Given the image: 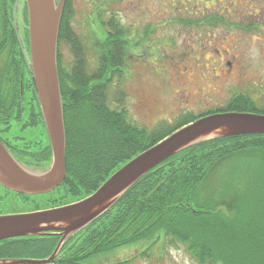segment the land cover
I'll use <instances>...</instances> for the list:
<instances>
[{
  "label": "trees",
  "instance_id": "trees-1",
  "mask_svg": "<svg viewBox=\"0 0 264 264\" xmlns=\"http://www.w3.org/2000/svg\"><path fill=\"white\" fill-rule=\"evenodd\" d=\"M102 17L101 12L103 36L94 45L98 67L90 73L83 44L70 25V0H66L59 30L58 73L67 175L57 187L59 197H54L53 203L92 193L118 167L202 116L220 111L256 112L253 101L242 95L233 98L224 110L195 117L183 115L175 126L148 131L133 125L127 117L125 92L112 87L125 74L130 45L120 22L115 17L109 21ZM62 41L71 47L72 66L62 63ZM18 44L14 26L3 28L0 63L5 64L0 66V116L14 115L17 107L20 115L30 86L38 105V112L31 114L40 116L43 122L32 78L28 85L24 76L26 59ZM237 153L242 157L230 162L216 184L207 185L211 170ZM19 158L32 165L48 164L50 145ZM221 206H234L236 213L229 217ZM60 239L58 235L7 239L0 242V259L43 258ZM139 243H147L141 252L146 257L152 256L155 246L167 243L183 244L199 264H264V134L217 138L176 153L68 239L56 264H99L95 261L98 256Z\"/></svg>",
  "mask_w": 264,
  "mask_h": 264
},
{
  "label": "rangeland",
  "instance_id": "rangeland-1",
  "mask_svg": "<svg viewBox=\"0 0 264 264\" xmlns=\"http://www.w3.org/2000/svg\"><path fill=\"white\" fill-rule=\"evenodd\" d=\"M70 7V25L83 44L90 73L98 67L94 45L97 46L98 39L103 36L99 13L102 12L105 21L115 17L124 28L130 45L127 65L124 76L112 87L125 92L127 117L138 128L152 131L175 126L183 115L195 117L224 110L233 98L242 95L253 101L256 112L264 113V0H70ZM9 25L14 26L18 46L26 59L24 76L27 82L31 76L26 0H0V41L3 28ZM134 35L139 46L131 44ZM59 50L62 63L72 66L70 45L62 41ZM141 50L147 51L146 55L140 54ZM2 63L5 61H1L0 66ZM18 109L10 116L11 120H3L6 116H0V131L9 132L10 141L30 153L44 149L42 144L47 140V132L44 121H41L43 124L37 122L40 116L31 114L38 112L32 87L26 89L20 115ZM231 157L211 170L207 185L216 184L230 162L238 160L242 153ZM21 196L18 192L5 193L0 189V207L31 211L61 202L53 203L54 197H59L56 189L29 195L24 201ZM80 199H66L59 204ZM221 207L229 217L236 213L234 206ZM140 244L147 246V243H139L117 248L98 256L95 261L102 264L130 260L138 255L137 248H145ZM47 257L49 255L43 258ZM134 261V264H199L183 244L167 243L155 246L151 257L142 255Z\"/></svg>",
  "mask_w": 264,
  "mask_h": 264
},
{
  "label": "water",
  "instance_id": "water-1",
  "mask_svg": "<svg viewBox=\"0 0 264 264\" xmlns=\"http://www.w3.org/2000/svg\"><path fill=\"white\" fill-rule=\"evenodd\" d=\"M31 75L49 135L52 160L47 169L16 159L0 139V184L24 194L56 189L66 177V129L58 74V40L66 0H26ZM264 134V114L218 112L203 116L144 150L89 196L59 207L0 215V242L26 236H61L46 259H0V264L54 261L72 236L108 211L130 187L160 163L193 145L223 137Z\"/></svg>",
  "mask_w": 264,
  "mask_h": 264
},
{
  "label": "flooded vegetation",
  "instance_id": "flooded-vegetation-1",
  "mask_svg": "<svg viewBox=\"0 0 264 264\" xmlns=\"http://www.w3.org/2000/svg\"><path fill=\"white\" fill-rule=\"evenodd\" d=\"M134 37L135 38H133V40H132V43L131 44H133V46H139V45H137V39H136V36L134 35ZM140 52V54L143 52L145 55H146V53H147V51H143V50H141V51H139ZM228 65L230 66V67H233V64H232V62H229L228 63ZM3 120H6V121H8V120H11V118L10 117H4V118H2ZM37 122H39V123H41V124H43L41 121H37ZM28 127V126H27ZM33 127H35V126H33ZM45 129H46V127H45ZM47 132V131H46ZM0 138L2 139V141L5 143V145L7 146V148L10 150V152L16 157V158H18L19 160H21L19 157H22V155L23 156H27V153L29 152V150H27V149H24V148H20L19 147V145L18 144H16V143H13L12 141H10L11 139L9 138V132H4V131H0ZM46 138H47V140H46V142L45 143H43L42 144V146H44V148H46L47 147V145L49 144V138H48V134H46ZM28 151V152H27ZM20 155V156H19ZM23 161V160H22ZM40 165H44L45 164V166L46 165H49L50 163H46V162H42V163H39ZM0 189L3 191V192H5V193H7L8 191H10L9 189H7V188H5L4 186H2L1 184H0ZM56 206H58V205H52V206H48V208H54V207H56ZM1 208V207H0ZM39 208H36V210H38ZM30 210H26V209H24V208H20V209H16V210H5V209H0V215H4V214H9V213H20V212H29ZM32 211V210H31ZM35 211V210H34ZM142 247H145V248H147V246H142ZM121 248V247H120ZM145 248L144 249H139V248H137L136 250H139V253H138V255H136L135 254V256L132 258V259H130L129 261H127V262H132L133 264H134V260L136 259V258H138V257H142V254H141V252H143L144 250H145ZM126 250V249H125ZM149 258V257H148ZM122 261V260H121ZM123 261H125V260H123ZM108 262H113V261H108Z\"/></svg>",
  "mask_w": 264,
  "mask_h": 264
},
{
  "label": "bare ground",
  "instance_id": "bare-ground-1",
  "mask_svg": "<svg viewBox=\"0 0 264 264\" xmlns=\"http://www.w3.org/2000/svg\"><path fill=\"white\" fill-rule=\"evenodd\" d=\"M22 197V200L21 201H24L25 199H28V198H30V196H28V195H24V196H21ZM76 235V234H75ZM58 244V243H57ZM57 246V245H56ZM62 248H63V246H62Z\"/></svg>",
  "mask_w": 264,
  "mask_h": 264
},
{
  "label": "built area",
  "instance_id": "built-area-1",
  "mask_svg": "<svg viewBox=\"0 0 264 264\" xmlns=\"http://www.w3.org/2000/svg\"><path fill=\"white\" fill-rule=\"evenodd\" d=\"M17 264H38V263L22 262V263H17Z\"/></svg>",
  "mask_w": 264,
  "mask_h": 264
}]
</instances>
